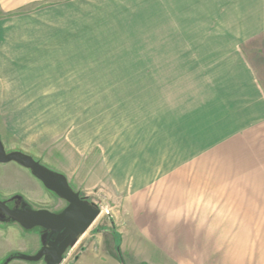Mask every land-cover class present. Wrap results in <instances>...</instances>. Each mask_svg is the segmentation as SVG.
I'll list each match as a JSON object with an SVG mask.
<instances>
[{
  "label": "rangeland",
  "instance_id": "374dc122",
  "mask_svg": "<svg viewBox=\"0 0 264 264\" xmlns=\"http://www.w3.org/2000/svg\"><path fill=\"white\" fill-rule=\"evenodd\" d=\"M35 8L37 37L77 44L81 50L77 60L57 53L67 62L59 65L68 69L53 76L52 85L82 84L84 93L68 98L83 101L84 111L96 114L93 125L99 126V137L107 139L115 132L116 142L123 137L118 112L128 109L133 120L146 117L152 124L159 114L177 118L178 109L188 107V101L181 102L188 96L186 70H174L176 78L185 79L174 86L167 72L191 62L173 63V57L190 61L191 56H204V38L217 35L194 30L197 25L189 16L171 14V8L157 14L158 0H36ZM258 130L244 132L238 142L217 143L210 153L172 174L159 175L157 185L133 197L104 185L74 190L64 174L51 169L56 161L47 160V168L63 176L83 200L103 209L89 230L114 226L123 264H264V132ZM167 161L165 157L164 164ZM41 191L30 202L32 209L55 212L65 207L49 191ZM13 226L19 235L42 233L40 228ZM0 227L8 226L0 222ZM103 235V252L114 258L112 236L107 231ZM37 241L22 253L35 255L41 244Z\"/></svg>",
  "mask_w": 264,
  "mask_h": 264
},
{
  "label": "crops",
  "instance_id": "0c3cea01",
  "mask_svg": "<svg viewBox=\"0 0 264 264\" xmlns=\"http://www.w3.org/2000/svg\"><path fill=\"white\" fill-rule=\"evenodd\" d=\"M35 2L0 0V139L5 150L29 154L45 167L47 160L56 161L51 169L64 174L74 190L104 185L133 197L157 185L159 175L172 174L210 153L217 143L238 142L251 129L264 132V0H158L157 14L171 8V14L189 16L197 25L194 30L217 35L204 38V56H191L190 61L173 57V63L191 62L167 72L174 86L185 83L174 70H186L188 96L181 102L188 101V107L178 109L177 118L159 114L154 124L146 117L133 120L128 109L118 112L116 119L123 118L120 142L115 132L111 135V126V136L101 139L99 126L93 125L96 114L85 112L83 101L68 98L81 96L82 84L52 85L53 76L68 69L59 65L67 62L57 53L77 60L81 50L77 44L36 36ZM113 144L114 149H107ZM43 189L28 169L13 162L0 164V200L9 203L21 196L30 205ZM14 224L0 227V261L12 252L22 253L36 238L40 242V235H19ZM105 231L112 236L114 258L103 252ZM114 232L112 225L88 229L61 264H123ZM16 261L7 264H35Z\"/></svg>",
  "mask_w": 264,
  "mask_h": 264
},
{
  "label": "water",
  "instance_id": "95a60500",
  "mask_svg": "<svg viewBox=\"0 0 264 264\" xmlns=\"http://www.w3.org/2000/svg\"><path fill=\"white\" fill-rule=\"evenodd\" d=\"M15 163L28 169L43 187L66 203L59 212L35 210L21 196H14L16 203L10 207L0 201V222H13L24 230L40 228L42 248L33 256H19L20 260L37 262L44 257L45 264H61L66 251L75 245L100 215L101 210L83 200L65 178L48 169L31 155L21 151L5 150L0 139V164ZM48 240L45 245V240Z\"/></svg>",
  "mask_w": 264,
  "mask_h": 264
},
{
  "label": "trees",
  "instance_id": "16d2710c",
  "mask_svg": "<svg viewBox=\"0 0 264 264\" xmlns=\"http://www.w3.org/2000/svg\"><path fill=\"white\" fill-rule=\"evenodd\" d=\"M36 160V159H35ZM38 161V160H37ZM5 224H14L13 222H9V223H5ZM114 235H115V237H116V239L118 240V235L117 234H115V232H114ZM119 241V240H118ZM118 245H116V247H117ZM117 254H118V257H119V259L120 260H122V258H121V254H120V252H119V250L117 249ZM22 255H24L23 253H21V252H12V253H10L5 259H4V263H2V264H7V263H9V262H11V261H13V260H20V258H19V256H22Z\"/></svg>",
  "mask_w": 264,
  "mask_h": 264
},
{
  "label": "flooded vegetation",
  "instance_id": "af4514ba",
  "mask_svg": "<svg viewBox=\"0 0 264 264\" xmlns=\"http://www.w3.org/2000/svg\"><path fill=\"white\" fill-rule=\"evenodd\" d=\"M52 194H53V193H52ZM53 195H54V194H53ZM54 196H55V195H54ZM16 201H17V200L13 199V201L11 200V202H9L8 205H9L10 207H12V206L16 203ZM65 204H66V203H65ZM59 211H60V210H59ZM59 211H57V212H59ZM41 234H42V233H41ZM41 234H40V236H41ZM47 242H48V240L46 239V240H45V245H47ZM40 243H41V244H40V249H41L42 246H43V243L41 242V240H40ZM39 261L44 262V257H42ZM44 264H45V262H44Z\"/></svg>",
  "mask_w": 264,
  "mask_h": 264
},
{
  "label": "built area",
  "instance_id": "2783aa9c",
  "mask_svg": "<svg viewBox=\"0 0 264 264\" xmlns=\"http://www.w3.org/2000/svg\"><path fill=\"white\" fill-rule=\"evenodd\" d=\"M100 210H101V212H103V209H100ZM104 212H105V214H108V211L107 210H105Z\"/></svg>",
  "mask_w": 264,
  "mask_h": 264
}]
</instances>
